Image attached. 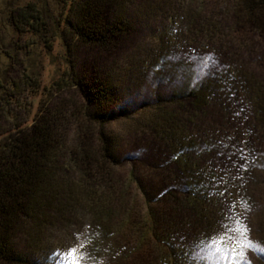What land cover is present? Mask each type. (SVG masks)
I'll use <instances>...</instances> for the list:
<instances>
[{"label":"trees","instance_id":"trees-1","mask_svg":"<svg viewBox=\"0 0 264 264\" xmlns=\"http://www.w3.org/2000/svg\"><path fill=\"white\" fill-rule=\"evenodd\" d=\"M228 2L227 28L264 40V0ZM67 5L65 16H53L34 2L7 15L13 33L30 39L12 50L0 48V59L19 66L14 78L0 75V264L101 261L108 233L120 224L114 226L113 215L121 200L114 176L120 165L118 138L109 130L120 118L127 127L138 120L139 127L146 125L151 135L165 140V159L198 230L193 241L170 232L159 264H222L205 251L213 250L218 232L228 233L227 214L216 211L229 179L227 174L220 178L213 164L215 154L236 152L218 142L227 126L221 118L239 108L264 134V76L240 63L199 75L190 59L177 54L179 22L194 19L176 0H70ZM141 29L151 40L145 56L109 67L92 58L90 81L76 71L77 55L112 54ZM56 39L70 58L64 59L62 74L42 86L34 58L40 47L50 51ZM140 81L153 88L136 101L131 90ZM163 83L172 85L169 93L161 92ZM39 93L49 106L41 98L32 115ZM65 95L74 96L63 105ZM69 131L72 140H64ZM262 215L264 235V209ZM78 217L84 219L85 244L70 257L65 243L79 242ZM59 233L74 240H61ZM222 242L224 249L227 241Z\"/></svg>","mask_w":264,"mask_h":264},{"label":"rangeland","instance_id":"rangeland-1","mask_svg":"<svg viewBox=\"0 0 264 264\" xmlns=\"http://www.w3.org/2000/svg\"><path fill=\"white\" fill-rule=\"evenodd\" d=\"M69 1L0 0V48L6 51L11 46L12 50L15 43L18 46L24 45L30 39L13 33L7 23L9 12L34 2L53 16L64 12L65 16ZM176 1L185 7V14L194 19L191 22H179L178 31L181 27L182 36H179L182 40L177 44V54L190 59L199 75L240 63L255 75L264 76V40L250 31L227 28L225 20L229 13V0ZM147 32L145 29L138 30L109 55L96 53L93 57L95 51L82 52L77 55V59L74 58L76 71L90 81L92 58L109 67L112 62L115 64L131 57L138 59L145 56L147 45L151 42ZM35 56V69L40 73L42 86L46 87L67 68L64 59L70 58L64 54L58 39L50 51L40 47ZM18 70L16 62L8 63L0 59V75L14 78ZM152 88L151 82L140 81L131 90L132 99H145L144 96ZM171 88L172 85L163 83L161 92L169 93ZM73 96L65 95L61 104L65 105L68 97ZM41 98L40 93L34 98L32 115ZM46 101L47 98L43 97L42 103L48 107ZM55 102L53 100L51 104L55 105ZM234 111L227 119L221 118V121L227 122V126L222 127L218 142L236 153H217L213 164L219 170L215 171L220 178L227 174L229 179L227 191L219 198L220 205L216 211L219 216L227 214L228 233L218 232L210 245L213 250L207 248L205 251L215 254V260H223L222 264H264V235L261 228L264 209V134L240 115L241 109L235 108ZM22 118L23 113L18 120ZM125 124L126 121L120 118L109 127L118 138L117 156L120 165L115 168L114 176L119 186L116 189L120 188L121 200L114 204L113 215L116 220L114 226L120 224L116 226L117 230L111 229L108 233V241L105 242L107 247L102 249L101 261L97 264H159L167 249L163 241L169 240L167 235L170 232L179 233L177 239L193 241L198 238V230L193 224L192 214L181 201L183 189L177 182V174L165 159V140L151 135L146 125L139 127L138 120L133 121L131 127ZM67 134L63 139L72 140L74 134L71 131ZM83 221L79 217L74 221L79 242L65 243L76 254L82 251L85 244L86 235L81 227ZM74 237L70 239L59 233L58 238L69 241L74 240ZM222 240L227 241L224 249Z\"/></svg>","mask_w":264,"mask_h":264},{"label":"snow or ice","instance_id":"snow-or-ice-1","mask_svg":"<svg viewBox=\"0 0 264 264\" xmlns=\"http://www.w3.org/2000/svg\"><path fill=\"white\" fill-rule=\"evenodd\" d=\"M74 252H75V250L74 249H71V250H69L68 255L70 257H72L74 255ZM73 264H75V260L73 261ZM249 264H250V262H249Z\"/></svg>","mask_w":264,"mask_h":264}]
</instances>
